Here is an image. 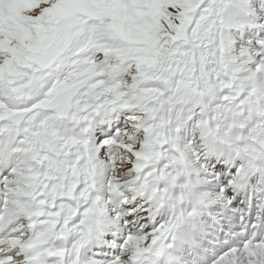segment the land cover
<instances>
[{
	"label": "snow or ice",
	"instance_id": "1",
	"mask_svg": "<svg viewBox=\"0 0 264 264\" xmlns=\"http://www.w3.org/2000/svg\"><path fill=\"white\" fill-rule=\"evenodd\" d=\"M0 264H264V0H0Z\"/></svg>",
	"mask_w": 264,
	"mask_h": 264
}]
</instances>
